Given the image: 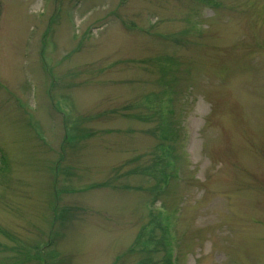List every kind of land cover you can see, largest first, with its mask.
Masks as SVG:
<instances>
[{
	"label": "rangeland",
	"instance_id": "rangeland-1",
	"mask_svg": "<svg viewBox=\"0 0 264 264\" xmlns=\"http://www.w3.org/2000/svg\"><path fill=\"white\" fill-rule=\"evenodd\" d=\"M159 206L178 264H264V0H0V264L162 260Z\"/></svg>",
	"mask_w": 264,
	"mask_h": 264
},
{
	"label": "trees",
	"instance_id": "trees-1",
	"mask_svg": "<svg viewBox=\"0 0 264 264\" xmlns=\"http://www.w3.org/2000/svg\"><path fill=\"white\" fill-rule=\"evenodd\" d=\"M152 169H154V163H153V166H151ZM148 169V168H147ZM150 169V168H149ZM151 170V169H150ZM151 172V171H150ZM161 185H162V180L160 182V184L158 183L157 185L155 186H152V189L150 192L153 193V195H157V197H159L162 193H160V190H161ZM159 195V196H158ZM160 227V226H159ZM161 229V228H160ZM156 230L157 228L154 230V237H156ZM162 231V230H161ZM158 236V235H157ZM163 239V237H162ZM161 239V240H162ZM164 244H162V247L164 248L163 246ZM155 248L154 249H151L149 251H146V250H142V254H143V257L142 259L137 263V264H170V261L169 259L166 257H164L162 260H158L157 259V252L158 249H156L158 246H154ZM122 256L118 259V262L116 264H122V263H125L124 259L122 258Z\"/></svg>",
	"mask_w": 264,
	"mask_h": 264
}]
</instances>
